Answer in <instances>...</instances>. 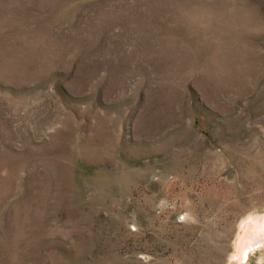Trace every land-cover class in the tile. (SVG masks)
Segmentation results:
<instances>
[{
  "label": "rangeland",
  "instance_id": "rangeland-1",
  "mask_svg": "<svg viewBox=\"0 0 264 264\" xmlns=\"http://www.w3.org/2000/svg\"><path fill=\"white\" fill-rule=\"evenodd\" d=\"M262 218L264 0H0V264H264Z\"/></svg>",
  "mask_w": 264,
  "mask_h": 264
},
{
  "label": "bare ground",
  "instance_id": "bare-ground-1",
  "mask_svg": "<svg viewBox=\"0 0 264 264\" xmlns=\"http://www.w3.org/2000/svg\"><path fill=\"white\" fill-rule=\"evenodd\" d=\"M257 222V224H258V226H259V228H260V230L262 231V234H263V236H264V220H263V218L261 219V220H257L256 221ZM256 222H251V224L249 223L248 224V222H245V223H243L242 224V227H243V225L244 224H248L249 226H251V228L253 229L254 228V226L256 227ZM244 228V227H243ZM244 229H246V228H244ZM249 233H250V235H251V230H246V231H244V233L242 232L241 234H243L242 236H241V238L239 237V244L240 245H242V250L243 249H245L246 247H249V246H251V245H253L254 243H253V240H252V242H251V240H250V235H249ZM244 234H245V236H244ZM237 243H238V241H237ZM241 250V251H242Z\"/></svg>",
  "mask_w": 264,
  "mask_h": 264
}]
</instances>
